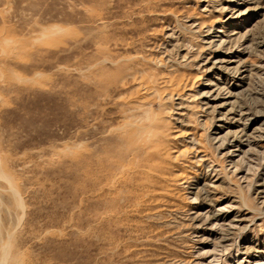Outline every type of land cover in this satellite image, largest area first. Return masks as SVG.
<instances>
[{
    "label": "rangeland",
    "instance_id": "1",
    "mask_svg": "<svg viewBox=\"0 0 264 264\" xmlns=\"http://www.w3.org/2000/svg\"><path fill=\"white\" fill-rule=\"evenodd\" d=\"M0 264H264V0H0Z\"/></svg>",
    "mask_w": 264,
    "mask_h": 264
}]
</instances>
